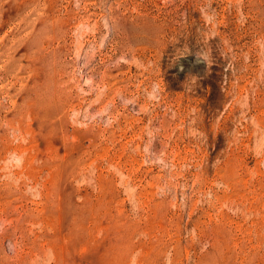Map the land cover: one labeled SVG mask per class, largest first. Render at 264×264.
<instances>
[{
    "label": "rangeland",
    "instance_id": "374dc122",
    "mask_svg": "<svg viewBox=\"0 0 264 264\" xmlns=\"http://www.w3.org/2000/svg\"><path fill=\"white\" fill-rule=\"evenodd\" d=\"M0 264H264V0H0Z\"/></svg>",
    "mask_w": 264,
    "mask_h": 264
}]
</instances>
